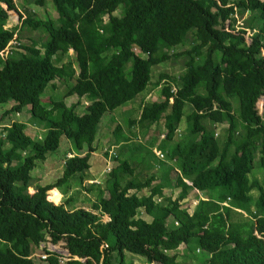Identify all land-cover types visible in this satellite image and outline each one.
Here are the masks:
<instances>
[{
    "label": "trees",
    "instance_id": "obj_1",
    "mask_svg": "<svg viewBox=\"0 0 264 264\" xmlns=\"http://www.w3.org/2000/svg\"><path fill=\"white\" fill-rule=\"evenodd\" d=\"M16 1L0 0V52L13 40L3 32L10 11L19 15L13 31L46 37L0 56V107H8L0 116V264H60L48 247L60 241L75 264H127V254L141 264H264V174L250 179L256 160L264 171V0H50L54 18L45 20L23 16ZM19 1L43 8L48 0ZM238 10L256 12L250 43L235 28ZM171 60L182 61L180 75L161 73L152 84V69ZM57 83L64 96L42 104ZM151 85L159 97L119 124L113 112ZM68 97L76 101L67 105ZM26 107L30 124L46 126L39 139L28 123L2 124ZM105 116L116 147L105 195L89 210L74 207L75 196L51 204L50 189L67 194L71 181L87 178ZM161 121L163 141L155 129L147 144L132 142L136 126L144 136ZM62 138L75 155L61 177L29 194L31 172ZM166 188L180 189L176 201ZM189 192L201 195L191 214L179 204Z\"/></svg>",
    "mask_w": 264,
    "mask_h": 264
},
{
    "label": "rangeland",
    "instance_id": "obj_2",
    "mask_svg": "<svg viewBox=\"0 0 264 264\" xmlns=\"http://www.w3.org/2000/svg\"><path fill=\"white\" fill-rule=\"evenodd\" d=\"M15 1V0H13ZM17 7H18V11L19 13H21L23 16L25 14L24 9L26 10H31L38 18L40 19H47L49 18H54V10L52 7V4L50 2V0L47 1L46 3V7L43 8H39L33 4H27V5H23V3L19 0L16 1ZM126 10V16L127 17H131L133 14L128 10V8L126 6H120L118 10ZM239 13V10L236 11V24H235V28L236 30L239 31V33L241 31H244L245 34L247 32V34L245 35V38H248L250 36L249 31H251V27H253L251 25V27H249L250 23L252 21H254L253 17L256 15V12H247L245 11L242 15L237 14ZM8 16H9V20L7 25H5L3 27V32H11L13 34V40L10 41L8 43V46L6 48V50L1 51L0 52V56L5 58L7 56V54L10 52V48H16L18 47V44H22L25 46H31L32 43L34 44H39L41 42H43V40L46 37V34L41 32V31H31L28 29H23L20 30L19 32L17 31H13L12 27L16 26L17 24H19V15L15 12H8ZM256 23V22H255ZM229 22H226V25H228ZM257 24V23H256ZM254 25V22H253ZM258 25V24H257ZM229 27V26H228ZM228 27H226L228 29ZM242 36V35H241ZM15 38H18L17 41L15 40ZM185 41V40H183ZM250 43V42H249ZM184 48L188 49V42H184ZM11 53V52H10ZM9 53V54H10ZM69 55L72 57L71 52H69ZM63 62L67 61V57H63ZM182 66L183 63L181 60H171L167 63L158 65L156 67H154L152 69V84L155 83L158 78L159 75L161 73H167L170 76H174L175 78L178 77V75H180V72L182 71ZM236 74V73H235ZM58 88L54 91L50 90L49 88H47L44 92V94L41 97V101L42 104H48L49 99L48 98H62L66 92V89L63 85L57 83ZM159 90L160 87L156 88L153 87V85L149 86L148 90L142 94H140L138 97H136V99L132 102H128L126 104H124L122 107L117 108L114 112H113V117L114 119L121 125H123V122L128 119H135L138 118L139 115V107H141V105L145 104V103H151L154 100H156L159 97ZM76 99L75 97H68L65 99V102L67 105H69L70 103L75 102ZM11 105V104H10ZM3 106L0 107V116L3 112L4 109H7L8 107ZM257 107L260 110V112L262 111V107H263V101L262 99H260L257 102ZM29 108H25L22 113H20L19 115H16L15 118L13 117H9L6 118L2 124H9L10 121H20V122H25L28 123L27 129H26V133L32 137V138H37L39 139L44 130L46 129V126H43L42 128L33 126L32 124L29 123V118H30V113L28 112ZM193 109L190 108L187 112L190 113V111H192ZM114 128V124L113 125H109V117L105 116L102 119V122L100 124L99 127V131L96 137V142H95V146H96V151L94 152V154L91 156L90 158V165H91V169L87 172V181H82L81 183L79 182V180H74L71 183V186L69 187V191L68 193H64V190L60 191V194H58V192L55 190L54 194L56 197V200H53L51 198V193L54 190V188L50 189L49 192L47 193V200L54 205H64L65 200L69 197V196H75V204L74 207H80V208H84L89 210L91 207V204L93 201L101 198L103 195H105V191H104V180L106 175L103 174L104 171L106 170H110L113 166H114V161L112 160L115 152H116V147L114 146V138L112 135V129ZM158 130L161 132L160 136H159V140L163 141V137L165 138V131L168 129L164 124L163 121L160 122L159 125H157V127H152L151 129H149L146 134L144 136L140 135V127H135L134 131L138 133V138L136 139H132V142H143V144H147V142H149V140L152 138V136L154 135V131ZM179 129V125L177 124V127L175 129V132H178ZM123 133L127 136L128 133L126 132V130L123 131ZM174 132H172V137ZM130 136V135H129ZM171 137V138H172ZM170 138V139H171ZM68 143L71 145V148H73L72 143L68 142L65 138L61 139V143L59 146V149L56 151V153H52L50 155H48L47 157L50 158V160L47 162V164L44 163H40L37 162V166L34 169V172L31 173L32 175V181L27 185V192L29 194H34L36 191V187H41L42 185H45L46 183L49 182H54L57 179V176H59L62 172V165L64 163L65 160H67L68 158H71V153L72 152L71 149L68 148ZM157 147H155L156 149ZM155 151V150H153ZM85 152H83L81 155L79 156H84ZM126 156V154H124ZM74 156V155H73ZM44 165V166H43ZM138 173H141V178L145 179L147 173L145 170H143L141 167H138ZM137 171V170H136ZM259 172L261 174H264V171L258 166V162L256 160V162L254 163V168L253 171L250 175V179H252L253 175ZM179 189H174V190H169V189H165L164 190V195L165 196H169V198H171L173 201L176 200L177 195H178ZM148 191L144 190L142 192L139 193V195H144L147 194ZM194 194L196 196H199L200 194L193 192V196ZM254 196L256 195L255 192L253 193ZM60 195V196H59ZM192 199V194H191V198ZM158 202L160 201L157 200ZM188 202V201H187ZM180 203V208L183 210H186L188 213H192L194 210V206L196 203V199L194 198L193 200L190 201V203ZM187 203V204H186ZM140 217L142 219H145L146 221H151V218L147 217L143 211L140 215ZM102 221L106 222L108 221L107 216H104L102 218ZM48 247L51 251L58 253L59 255H61V257H59L60 259V264H75L73 261L74 260H79L78 258H73V259H67L69 257L68 252L65 250V243L63 241L58 242L56 245H51L48 244ZM104 247V246H102ZM185 252V250H184ZM41 256V258H40ZM127 256V264L130 263V261L132 262V264H141V260H139L136 257H131L129 254L126 255ZM36 259H46L45 255H38L35 256ZM188 263V262H187Z\"/></svg>",
    "mask_w": 264,
    "mask_h": 264
},
{
    "label": "crops",
    "instance_id": "obj_3",
    "mask_svg": "<svg viewBox=\"0 0 264 264\" xmlns=\"http://www.w3.org/2000/svg\"><path fill=\"white\" fill-rule=\"evenodd\" d=\"M68 148L69 149H72L71 148V145L68 143ZM56 153V152H55ZM94 154V153H93ZM75 155V154H74ZM85 155H86V153H85ZM72 157H73V155H71ZM50 157V156H49ZM49 157H47V159L44 161V162H40V163H44V164H47V162L50 160V158ZM44 166V165H43ZM34 172V170L31 172V173H33ZM103 174H107V172H106V170L104 171V173ZM61 175H62V172H61V174L59 175V176H57V178H59V177H61ZM31 178H32V175H31ZM87 179H89V178H87ZM87 179H84L83 181H87ZM57 180V179H56ZM74 181V180H73ZM73 181H71L70 182V184H69V187L71 186V183L73 182ZM55 182V181H54ZM43 186V185H42ZM41 186V187H42ZM41 187H36V189H35V191L37 190V188H41ZM166 189H168V188H166ZM176 189H178V188H176ZM54 190H56L57 192H58V194H60V191H58L57 189H54ZM164 190L165 189H163V192H164ZM169 190H174V189H169ZM179 192H180V189H179ZM179 192H178V194H179ZM191 194H192V199L191 200H193L194 198L196 199V202H197V198H201V195H199V196H196L195 194H194V196H193V192H189L188 193V195H187V197H185L183 200H181L180 202H179V204L182 202V203H185V202H187V203H190V198H191ZM145 195V194H144ZM60 196V195H59ZM165 196V195H164ZM165 197H169V196H165ZM177 197H178V195H177ZM171 199V198H170ZM172 200V199H171ZM176 200H177V198H176ZM176 200H174V201H176ZM186 203V204H187ZM195 205H196V203H195ZM195 207V206H194ZM141 213H142V211H141ZM108 218V217H107ZM107 222V221H106ZM184 248H180L179 250H177V252L179 253V254H183V252H184ZM180 260V259H179Z\"/></svg>",
    "mask_w": 264,
    "mask_h": 264
},
{
    "label": "built area",
    "instance_id": "obj_4",
    "mask_svg": "<svg viewBox=\"0 0 264 264\" xmlns=\"http://www.w3.org/2000/svg\"><path fill=\"white\" fill-rule=\"evenodd\" d=\"M255 32H256L255 29L249 31L250 36H251L253 33H255ZM246 34H247V32H246ZM250 36H249V37H250ZM246 41H247L248 43L250 42V40H249L248 38H246ZM153 150H155V151H153ZM152 151H153L154 155H155L159 160H163V155L158 151L157 148L155 149V147H154V148L152 149ZM106 172H109V170H107ZM104 247H107V245H104Z\"/></svg>",
    "mask_w": 264,
    "mask_h": 264
},
{
    "label": "clouds",
    "instance_id": "obj_5",
    "mask_svg": "<svg viewBox=\"0 0 264 264\" xmlns=\"http://www.w3.org/2000/svg\"><path fill=\"white\" fill-rule=\"evenodd\" d=\"M251 37V36H250ZM250 37H248V39L250 40ZM263 103H264V100L262 99ZM109 219V218H108Z\"/></svg>",
    "mask_w": 264,
    "mask_h": 264
}]
</instances>
